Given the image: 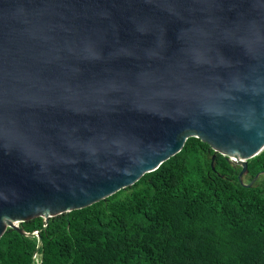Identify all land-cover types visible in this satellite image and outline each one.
Wrapping results in <instances>:
<instances>
[{
    "label": "water",
    "instance_id": "obj_1",
    "mask_svg": "<svg viewBox=\"0 0 264 264\" xmlns=\"http://www.w3.org/2000/svg\"><path fill=\"white\" fill-rule=\"evenodd\" d=\"M189 136L264 148V0H0V235L130 185ZM212 155L211 163H213Z\"/></svg>",
    "mask_w": 264,
    "mask_h": 264
},
{
    "label": "trees",
    "instance_id": "obj_2",
    "mask_svg": "<svg viewBox=\"0 0 264 264\" xmlns=\"http://www.w3.org/2000/svg\"><path fill=\"white\" fill-rule=\"evenodd\" d=\"M214 155L213 163H211ZM240 165L198 137L87 206L6 227L0 264H264V148Z\"/></svg>",
    "mask_w": 264,
    "mask_h": 264
}]
</instances>
